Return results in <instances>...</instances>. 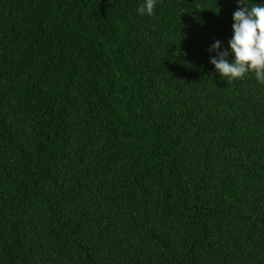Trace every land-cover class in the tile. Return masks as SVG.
<instances>
[{
	"label": "trees",
	"instance_id": "obj_1",
	"mask_svg": "<svg viewBox=\"0 0 264 264\" xmlns=\"http://www.w3.org/2000/svg\"><path fill=\"white\" fill-rule=\"evenodd\" d=\"M144 2L0 0V264H264V84L210 63L240 5Z\"/></svg>",
	"mask_w": 264,
	"mask_h": 264
},
{
	"label": "clouds",
	"instance_id": "obj_2",
	"mask_svg": "<svg viewBox=\"0 0 264 264\" xmlns=\"http://www.w3.org/2000/svg\"><path fill=\"white\" fill-rule=\"evenodd\" d=\"M237 3L240 7L233 14V36L228 42L234 60L229 62V52L220 51V41H216L209 49L217 52L210 63L227 84L242 80L249 74L264 84V6L256 3L249 6L250 0H237ZM155 7L156 0H145L137 12L151 17ZM197 10H200L199 5Z\"/></svg>",
	"mask_w": 264,
	"mask_h": 264
}]
</instances>
